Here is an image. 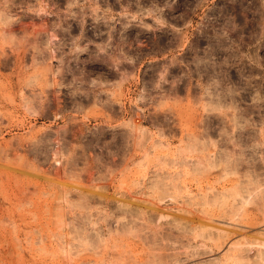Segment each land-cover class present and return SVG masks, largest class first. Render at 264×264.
I'll return each mask as SVG.
<instances>
[{
	"label": "rangeland",
	"instance_id": "rangeland-1",
	"mask_svg": "<svg viewBox=\"0 0 264 264\" xmlns=\"http://www.w3.org/2000/svg\"><path fill=\"white\" fill-rule=\"evenodd\" d=\"M0 264H264V0H0Z\"/></svg>",
	"mask_w": 264,
	"mask_h": 264
}]
</instances>
